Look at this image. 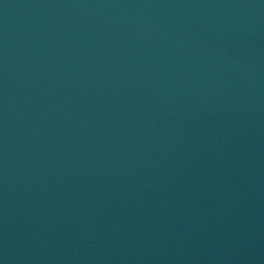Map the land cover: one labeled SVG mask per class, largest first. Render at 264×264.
<instances>
[{"label": "water", "instance_id": "obj_1", "mask_svg": "<svg viewBox=\"0 0 264 264\" xmlns=\"http://www.w3.org/2000/svg\"><path fill=\"white\" fill-rule=\"evenodd\" d=\"M0 264H264V0H0Z\"/></svg>", "mask_w": 264, "mask_h": 264}]
</instances>
